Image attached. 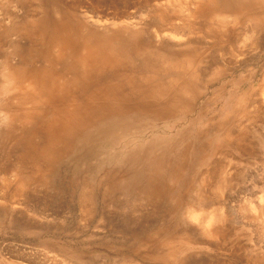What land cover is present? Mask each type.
Segmentation results:
<instances>
[{
    "label": "rangeland",
    "instance_id": "rangeland-1",
    "mask_svg": "<svg viewBox=\"0 0 264 264\" xmlns=\"http://www.w3.org/2000/svg\"><path fill=\"white\" fill-rule=\"evenodd\" d=\"M193 1L0 0V187L2 178L13 186L7 198L0 190V264H264L262 35L245 26L248 48L223 55L231 60L217 55L218 70L197 77L189 110L115 118L102 132L67 133L47 152L43 108L15 97L14 69L43 65L48 22L74 14L89 27L102 21L101 31L164 29L154 38L158 48L187 38L206 47L212 41L205 20L190 17ZM160 13L178 23H164ZM222 16L214 28L234 25Z\"/></svg>",
    "mask_w": 264,
    "mask_h": 264
},
{
    "label": "bare ground",
    "instance_id": "bare-ground-1",
    "mask_svg": "<svg viewBox=\"0 0 264 264\" xmlns=\"http://www.w3.org/2000/svg\"><path fill=\"white\" fill-rule=\"evenodd\" d=\"M193 2L190 3L191 7L192 4L193 7L194 5L196 7L194 10L190 8L191 14L187 10L189 7L186 6L187 9H183L187 11L186 14H190V17H199L205 20L206 25L202 32L205 38L212 39L209 40L212 42L206 47H201L204 44L201 39L187 38L181 44L158 48L154 44V38L161 37L163 28L161 32L157 31L154 36L143 35L141 31L122 27L121 24H116L114 31L105 27L101 31L99 28L104 26L102 21L93 20L95 22L93 25L96 27H89L88 21L84 22L74 14H71L66 20L48 22L47 28H44L49 38H47L45 54L41 55L43 65L37 67L33 65V68L23 69L24 71L19 68L14 69L16 71L14 75H19V81L18 79L16 81L20 82L15 88L17 93L15 97H18L22 104L27 102L32 104L30 102H33L37 108H43L38 113V117L40 121L44 118L49 120L47 123L46 120L42 121L47 130L46 134H48L47 142L41 148L43 152L49 151L63 135L83 128L98 130L103 123H108L115 118L139 117L143 114L167 117L175 114L174 108L177 106L184 108V111L189 110L194 105V99L198 94L194 91V87L198 86L197 77L213 68H219L218 56L220 55L218 54L220 52L222 56L225 54L233 56L234 54L235 58L238 57L236 56L238 52L240 53L245 47L248 48L245 44L248 39L246 27L249 28L252 35L259 33L264 37V0H208V4L203 3V0H194ZM174 15L160 13L157 17L164 23L171 22L173 24L176 22L172 20ZM220 15L230 16L234 19V23H232L234 25L228 27V23L225 26L226 23L221 22L225 24L219 26L218 23L219 28L222 29L214 28L213 20ZM225 16L222 18L224 19ZM163 22L160 23L165 27ZM123 25L125 24L123 23ZM240 25L243 34L245 31L244 37L246 38H242L243 34L239 32ZM188 28L189 33L194 31L190 24ZM178 29H174V32L179 33ZM182 34L184 35V32ZM248 43L249 46L253 44L252 42ZM238 44L241 50L234 53ZM229 56L225 57L231 60ZM232 56L231 58H233ZM127 58H135L139 62L138 65H129ZM19 110L24 111V105H21ZM28 113L26 111L23 114ZM135 119L138 118L135 117ZM129 121L128 123H130ZM133 124L132 126L136 125ZM124 128L127 129V127ZM103 139L105 138L103 137ZM114 139L117 140V138ZM98 141L102 140L99 138ZM1 180L3 181L0 190L4 192L2 196L5 197L3 198H7L10 195V188L13 186L10 187V181L7 178ZM13 192L15 191H12L11 194H14ZM11 198L10 201L13 199Z\"/></svg>",
    "mask_w": 264,
    "mask_h": 264
}]
</instances>
